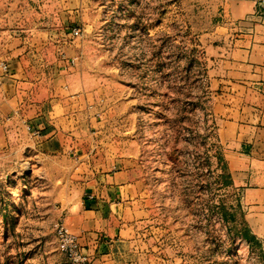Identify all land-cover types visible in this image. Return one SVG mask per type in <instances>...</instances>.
Here are the masks:
<instances>
[{
    "label": "rangeland",
    "instance_id": "rangeland-1",
    "mask_svg": "<svg viewBox=\"0 0 264 264\" xmlns=\"http://www.w3.org/2000/svg\"><path fill=\"white\" fill-rule=\"evenodd\" d=\"M15 1L34 20L62 1L78 11L68 59L95 117L91 155L98 165L133 156L143 175L147 216L98 257L84 250L88 264H264V238L250 233L233 192L211 82L223 0ZM33 153L0 148V264H68L54 236L56 222L69 228L58 195L68 181Z\"/></svg>",
    "mask_w": 264,
    "mask_h": 264
},
{
    "label": "crops",
    "instance_id": "crops-1",
    "mask_svg": "<svg viewBox=\"0 0 264 264\" xmlns=\"http://www.w3.org/2000/svg\"><path fill=\"white\" fill-rule=\"evenodd\" d=\"M256 2L223 0L224 38L208 53L216 60L211 82L236 202L250 233L264 238V16L255 14ZM64 5L34 20L15 0H0V63L7 65L0 69V148H30L46 169L56 163V179L68 181L58 186L65 221L98 257L147 216L143 175L133 156L112 155L98 165L91 155L95 117L79 101L68 59L78 11ZM19 132L28 137L24 144Z\"/></svg>",
    "mask_w": 264,
    "mask_h": 264
},
{
    "label": "built area",
    "instance_id": "built-area-1",
    "mask_svg": "<svg viewBox=\"0 0 264 264\" xmlns=\"http://www.w3.org/2000/svg\"><path fill=\"white\" fill-rule=\"evenodd\" d=\"M255 14L264 16V0H257ZM0 69L7 72V65L0 63ZM54 236L58 250L65 256L68 264H88L89 255L79 243L78 236L63 222L54 225Z\"/></svg>",
    "mask_w": 264,
    "mask_h": 264
}]
</instances>
